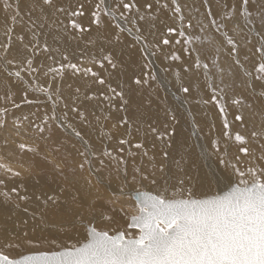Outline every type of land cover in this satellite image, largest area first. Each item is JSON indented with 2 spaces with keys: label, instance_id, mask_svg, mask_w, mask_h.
Here are the masks:
<instances>
[{
  "label": "snow or ice",
  "instance_id": "6c2138e0",
  "mask_svg": "<svg viewBox=\"0 0 264 264\" xmlns=\"http://www.w3.org/2000/svg\"><path fill=\"white\" fill-rule=\"evenodd\" d=\"M188 7L0 0V264H264V0ZM168 83L218 114L203 164Z\"/></svg>",
  "mask_w": 264,
  "mask_h": 264
},
{
  "label": "rangeland",
  "instance_id": "374dc122",
  "mask_svg": "<svg viewBox=\"0 0 264 264\" xmlns=\"http://www.w3.org/2000/svg\"><path fill=\"white\" fill-rule=\"evenodd\" d=\"M182 3H186L189 7L185 9L186 12H190V14L193 16L195 19L197 17V12L196 9L200 7L201 0H193L190 2L189 0H183L181 1ZM188 2V3H187ZM214 8L217 5V0H212ZM190 10V11H189ZM199 16L202 18L203 17V9L200 10ZM155 63L158 66L154 65V62L152 63L151 67L153 71L161 78L163 81H173L174 80V75H167L164 72V63L160 59H155ZM163 66V67H162ZM176 87L178 85L173 86L172 83H168L166 88H162L160 90V97L162 98H167L169 105L175 108L179 109V112L182 116H184L186 122H182V134H189V132L192 131L191 123H192V115H195L197 119L201 122V126L204 127V133H201V139H197L196 136H192L191 140L194 143V150L196 149L197 151V156L199 160V164L201 161L203 162L204 160V153L208 151V141L207 139L203 138L205 134L208 131L207 126H205L204 122L207 121L208 124L215 123L217 129L221 127L220 121L218 118V114L215 110V108H212L211 106L205 107L203 103H201L199 106H196V101L194 99H189V101L182 103L181 100L176 99ZM67 94V93H66ZM200 97L203 98V94H200ZM177 104L178 106H176ZM181 106V107H180ZM159 111L160 119L161 122L163 121V112L162 110H158L155 105H153V115H156L157 112ZM107 115V112H105ZM104 115V116H105ZM103 117V115H100ZM231 119V117H229ZM256 125H259V118L257 117L256 119ZM143 127H146L144 125ZM252 124H249V130L251 129ZM101 135H103V131L101 132ZM141 137L143 136V131L139 134ZM99 138V137H98ZM135 138V137H134ZM206 142V145H202V142ZM200 153H201V158H200ZM201 159V160H200ZM137 162H139V158L137 157ZM131 163V161H130ZM30 162H28L27 165H29ZM42 162L37 163L38 166L42 167ZM207 167L206 165H204ZM213 167H215V164H212Z\"/></svg>",
  "mask_w": 264,
  "mask_h": 264
},
{
  "label": "bare ground",
  "instance_id": "6f19581e",
  "mask_svg": "<svg viewBox=\"0 0 264 264\" xmlns=\"http://www.w3.org/2000/svg\"><path fill=\"white\" fill-rule=\"evenodd\" d=\"M181 1H183V0H181ZM189 1L192 2L193 0H189ZM7 15H8L7 13H5L2 9H0V39H3V25L5 23V17ZM78 54H79V49H77V55ZM125 59L127 60L128 57L125 56ZM153 62H154L155 66H158L155 63V60ZM48 63H51V61H49ZM133 70L139 71V69L136 67L135 64L129 63V65H128L127 69H126V74H122L118 79L115 78V77L113 78L114 86H115L116 83H119V82H122V81L126 80V76L127 75H131ZM69 77H70V74H69ZM0 79H2V77H0ZM68 83H72L70 78L67 79L66 82H65V93L68 92V89H67V84ZM2 93H3V86L0 85V94H2ZM175 105L178 106L177 104H175ZM92 109L95 111V114L97 116H100V115L104 116L106 114L105 113L106 112V110H105L106 109V104H105V102L103 100L94 102L93 105H92ZM23 111L28 112V111H30V109L25 108V109H23ZM101 123H103V120L101 121ZM183 135L187 136L188 134H183ZM97 140H99L98 137H97ZM189 144L190 145H194L192 140L189 141ZM202 145H206V142L205 141L202 142ZM194 153H195V157H198L196 149L194 150ZM200 158H201V153H200ZM28 162H30V160H29V158L27 156H24L22 158V160H21V158L18 157L14 152H9L7 154H4L2 151H0V169H4V170H23L22 165H27ZM39 162L40 161H37V163H39ZM197 163L199 164V160L198 159H197ZM200 164H203V162L201 161ZM42 167H46V166L42 164ZM205 170H206V167H205Z\"/></svg>",
  "mask_w": 264,
  "mask_h": 264
}]
</instances>
